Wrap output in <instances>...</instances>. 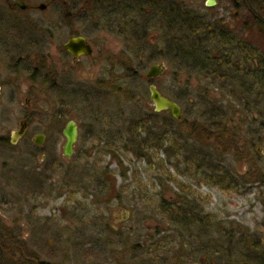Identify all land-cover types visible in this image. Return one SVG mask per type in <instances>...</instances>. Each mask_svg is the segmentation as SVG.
Masks as SVG:
<instances>
[{
    "label": "rangeland",
    "instance_id": "1",
    "mask_svg": "<svg viewBox=\"0 0 264 264\" xmlns=\"http://www.w3.org/2000/svg\"><path fill=\"white\" fill-rule=\"evenodd\" d=\"M25 1L36 8L45 5L44 10L37 8L35 12L46 23L53 22L50 19L56 16V8L76 11L80 30L86 31L94 44V55L103 54L105 60L99 58L82 66L76 80L87 84L88 97L79 95L64 106L67 116L60 122V130L69 119L79 126L70 159L62 156L63 139L57 143L49 139L58 129L51 122L43 127L48 136L37 150L24 141L0 147V225L10 229L22 225L24 196L33 193V189L24 188L28 170L23 167V153L35 150L37 158L45 157V182L37 194L28 197V209L33 213L25 243L27 251L45 263L204 264L200 257L207 249L213 250L220 239L215 231L217 223L220 229L240 226L249 233L264 235V183L255 178L256 173L264 175V154L262 150L256 152V146L264 149V142L258 138L259 144L250 154L239 159L217 147L214 137L201 136L198 142L188 136L194 121L201 123L207 113L196 106L194 101L199 97L194 93L189 100L186 89L195 90L204 84L165 58L164 34L156 23L146 39L142 34L143 46L136 48V43L117 31L119 24L81 10L83 0ZM182 1L198 11L204 7V0L173 2ZM230 11L227 0H220L204 12L215 20L227 19ZM89 25L93 30L85 27ZM126 60L132 63L136 76L124 80L121 77L126 73L117 63ZM154 63H162L166 70L149 81L144 76ZM103 76L108 83L127 84L118 93L101 92L98 82ZM150 82L180 106L181 117L186 119L169 124L168 113L159 114L154 135L148 120L142 119L153 112L147 87ZM213 93L216 99L222 98L220 90ZM6 101L5 95L0 117ZM228 103L222 104L233 106ZM41 113L51 119L53 110L43 109ZM241 119L246 116L237 113L235 122H228L230 126L240 124V145L248 127L254 130V126L241 124ZM15 120L0 122V134L12 129ZM90 125L95 129L93 134L88 132ZM162 196L166 203L161 204ZM190 213L208 215L213 227L208 232L205 226L202 231L185 229L180 220L183 222L182 216L190 217ZM239 235L234 234L235 238Z\"/></svg>",
    "mask_w": 264,
    "mask_h": 264
},
{
    "label": "trees",
    "instance_id": "2",
    "mask_svg": "<svg viewBox=\"0 0 264 264\" xmlns=\"http://www.w3.org/2000/svg\"><path fill=\"white\" fill-rule=\"evenodd\" d=\"M63 1L68 3V0ZM106 3L107 0H92V2L83 0L79 6L85 12H91V14L93 12L94 16L101 20L105 21L108 18L109 22L114 21L113 23L119 24L117 31L125 36L127 41L136 43V48L143 46L141 40L144 41L148 30H152L157 24L163 31L162 35L164 34L165 58L172 61L180 71L188 74V77L196 76L198 82L204 84L195 90L186 89L189 100L190 97L194 98L192 96L194 93L196 98L199 97L194 101L196 106L199 105V108L205 109L207 113L206 117L201 119V123L194 121L190 126L188 129L190 138H196V141L200 142L201 136L206 139L210 136L214 137L217 147H220L224 153L233 152L239 159H244L245 155L250 154L251 149L259 144L258 138L264 142L262 139L264 132V0L242 1L243 5L240 8L247 9L245 12H248V16L243 18L244 28L242 29V33L246 35L236 34L234 29L228 26L219 29L216 27V22L203 20L198 13L192 12L178 2H174L170 9L162 7L156 9L157 12L153 15L151 11L136 12L132 8L123 13L117 9V6L115 10L108 13ZM114 16H117L116 20ZM121 18L123 20L120 22ZM142 34L145 35V39L141 38ZM117 64L119 69L126 73L121 77L122 79L136 76L135 70L130 67L132 66L130 60L120 61ZM124 83L110 81L107 89L118 93L122 90V86L124 87ZM214 89L221 91V99H216ZM126 96L132 97L128 93ZM226 100L233 106L223 105L222 103ZM234 106H238L240 110ZM237 113L246 116V119H241L243 122L241 124L254 126L252 132L248 127L242 139V145L239 143L241 136L238 133L242 130L240 124H234V126L228 124V122H235L234 116ZM152 118L149 116L142 119L149 121ZM183 119L186 120L185 117ZM195 125L197 126L194 127ZM200 128L202 130L199 132ZM223 175H225L224 172ZM255 176L256 180L264 183L262 173H256ZM160 202L166 203L163 196ZM182 218L184 221L180 220V223H183L185 229L194 231L199 228L202 231L201 227L205 226L208 232L210 227H213L208 215L192 216L191 214L190 217L183 215ZM217 225L218 228L215 231L220 239L216 241L217 245H214L213 250L207 249L200 257L204 260V264H264V235L249 233L247 229H241L240 226L236 229L223 227L220 229V223ZM236 233L240 234L238 238L234 236ZM21 243L22 241L16 237L9 239L0 234V264H48L40 261L39 256L32 251H25L23 254L20 250L14 254L10 253L11 250L8 251V247L10 248L12 244L21 248Z\"/></svg>",
    "mask_w": 264,
    "mask_h": 264
},
{
    "label": "flooded vegetation",
    "instance_id": "3",
    "mask_svg": "<svg viewBox=\"0 0 264 264\" xmlns=\"http://www.w3.org/2000/svg\"><path fill=\"white\" fill-rule=\"evenodd\" d=\"M59 1L62 3V0ZM115 1L117 0H107L105 5L108 13H111V10H115V6H117V9L123 11V13L130 11L132 8L136 12L141 10L151 11L153 15L157 12L156 9L161 7L170 9L174 3V0ZM212 1L213 4L208 5L210 0H204V7L200 8L199 11L191 8L183 1L181 5L192 12L194 11V13H198L203 20L216 22V27L219 29L228 26L234 29L236 34L246 35L242 33V29L244 28L243 18L248 12H245L247 9L240 8L243 5V0H227L231 7L228 18L219 17L215 18V20L210 19L207 13L204 12L220 3V0ZM55 2L57 4V1ZM40 6L41 4L37 8L40 10L45 9V5L44 8H40ZM37 8L25 0H0V102L5 95L7 99L0 122L10 124L13 119H16L14 122L15 126L12 129L0 134V147L15 145L24 141L37 150L44 142L46 136H48L43 127L49 122L58 128L56 132L49 136L52 143H57L60 138L65 143L66 139L63 135V130L67 122L72 119L66 121L63 129L61 128L60 130V122L67 116L64 106L78 98L79 95L88 97L89 94L87 84L78 82L76 76L82 66L88 61L96 63L99 58L105 60L103 54L99 57L94 55V44L89 40L86 31L80 30L82 24L77 23L76 11L62 7L56 8V16L50 19L53 22L46 23L45 20L40 19L42 17L36 16L35 11ZM85 27L93 30V25ZM63 29L65 33H63ZM76 36L85 38V43L91 48V54L75 55L65 49V44ZM105 80L103 76L98 82V88L101 92L109 91L107 89L108 82ZM43 109L53 110L51 119L50 116L45 117V114L41 113ZM165 112L168 113L167 117L171 118H167V122L172 124V117L168 111L163 113ZM159 114L162 113H157L153 109V112L149 115L153 117V119L148 121L149 125H151V135L155 134L154 128H157L156 119ZM74 123L77 128V142L79 126L76 122ZM3 127L6 126L4 125ZM88 129L90 134L95 131L93 125H90ZM39 135L43 136L41 144L35 142ZM23 155L26 156L23 167L28 170L24 174V188L27 190L33 189L32 192L37 194L45 182L43 166L45 157L41 155L40 158H37L35 150L27 151ZM70 158L65 159L68 160ZM0 185L3 186L2 181ZM28 194L24 196L23 200L26 214L25 217H22L21 227L15 228V226H11L10 229L7 226L0 225V234L9 239L13 237L18 239L21 237L22 239L21 248L17 247L14 249L13 245L11 246L10 253L13 254L15 252L18 253V250L22 251V254L28 250L25 236L29 233L27 229L30 227L32 221L30 215L33 213L32 210L29 211L28 209L30 207L29 199L32 194L31 196L30 193Z\"/></svg>",
    "mask_w": 264,
    "mask_h": 264
},
{
    "label": "water",
    "instance_id": "4",
    "mask_svg": "<svg viewBox=\"0 0 264 264\" xmlns=\"http://www.w3.org/2000/svg\"><path fill=\"white\" fill-rule=\"evenodd\" d=\"M213 4V1L210 0L208 5ZM40 8H44V5L41 4ZM65 49H68L75 55H89L91 54V48L88 44L85 43V38H82L81 36L72 37L66 44ZM149 69L146 71L145 76L148 80H153L159 75H162L164 71L166 70L165 65L162 63L159 64H151L149 65ZM148 87L149 92V100L151 101L152 105L154 106V110L156 112L161 111H168L170 115L178 120L181 119L182 111L180 106L173 101L172 99L166 97L163 95L159 89L155 86L154 83H150ZM77 128L75 126V123L70 120L67 122L64 130L63 135L66 139L65 143H63L62 153L65 158H70L73 154V146L74 142L77 140ZM42 135H39L36 139L37 144L42 143ZM264 154V149H261Z\"/></svg>",
    "mask_w": 264,
    "mask_h": 264
},
{
    "label": "bare ground",
    "instance_id": "5",
    "mask_svg": "<svg viewBox=\"0 0 264 264\" xmlns=\"http://www.w3.org/2000/svg\"><path fill=\"white\" fill-rule=\"evenodd\" d=\"M159 91H160V90H159ZM160 92H161V91H160ZM161 93H162V92H161ZM163 95H164V94H163ZM168 98H169V97H168ZM151 104H152V103H151ZM152 106H153V105H152ZM153 107H154V106H153ZM153 107H152V108H153ZM153 109H154V108H153ZM181 111H182V110H181ZM163 112H164V111L157 112V113H163ZM169 114H170V113H169ZM170 116H171V115H170ZM171 117H172V116H171ZM182 118H183V117H181V119L176 120V119H174V118L172 117L173 122H175V123H176V122H177V123H181V122H182ZM259 150H261V149H259V147L257 146V147H256V151H257V153L259 152Z\"/></svg>",
    "mask_w": 264,
    "mask_h": 264
}]
</instances>
